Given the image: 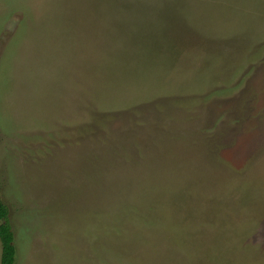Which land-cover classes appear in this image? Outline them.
I'll return each instance as SVG.
<instances>
[{
  "label": "rangeland",
  "instance_id": "rangeland-1",
  "mask_svg": "<svg viewBox=\"0 0 264 264\" xmlns=\"http://www.w3.org/2000/svg\"><path fill=\"white\" fill-rule=\"evenodd\" d=\"M0 195L14 264H264V0H0Z\"/></svg>",
  "mask_w": 264,
  "mask_h": 264
},
{
  "label": "trees",
  "instance_id": "trees-1",
  "mask_svg": "<svg viewBox=\"0 0 264 264\" xmlns=\"http://www.w3.org/2000/svg\"><path fill=\"white\" fill-rule=\"evenodd\" d=\"M8 208L0 195V264L15 263L14 236L8 218Z\"/></svg>",
  "mask_w": 264,
  "mask_h": 264
}]
</instances>
